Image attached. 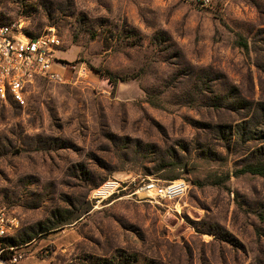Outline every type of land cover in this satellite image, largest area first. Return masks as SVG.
<instances>
[{
  "label": "rangeland",
  "instance_id": "rangeland-1",
  "mask_svg": "<svg viewBox=\"0 0 264 264\" xmlns=\"http://www.w3.org/2000/svg\"><path fill=\"white\" fill-rule=\"evenodd\" d=\"M0 24L62 41L56 78L0 96V260L264 264V176L235 173L264 152V0H0Z\"/></svg>",
  "mask_w": 264,
  "mask_h": 264
},
{
  "label": "built area",
  "instance_id": "built-area-1",
  "mask_svg": "<svg viewBox=\"0 0 264 264\" xmlns=\"http://www.w3.org/2000/svg\"><path fill=\"white\" fill-rule=\"evenodd\" d=\"M62 46L60 37L51 28L37 36H30L16 24H0V96H9L19 104L24 103V95L29 84L38 78L54 79L58 76L53 51ZM175 182V181H174ZM174 182L159 185L153 181L144 182L139 190L154 199H168L180 195L183 185ZM120 183L108 180L94 190L96 199H103L118 189ZM14 226L12 221L0 215V236ZM21 254L15 253L0 264H17Z\"/></svg>",
  "mask_w": 264,
  "mask_h": 264
},
{
  "label": "trees",
  "instance_id": "trees-1",
  "mask_svg": "<svg viewBox=\"0 0 264 264\" xmlns=\"http://www.w3.org/2000/svg\"><path fill=\"white\" fill-rule=\"evenodd\" d=\"M25 33L30 35V36H37V35L29 34L26 31H25ZM107 78H110V77L107 76ZM235 173H238V174L250 173V174H257V175L264 176V152H260L259 151L258 154L254 153L253 158L250 161L245 162L244 164H242V166H240V168H238L235 171ZM54 212H60V210L56 209ZM78 217H79V215L77 213H72L69 217H67L66 219L62 220L60 222V225H63L65 223H67V220H69V219H76ZM47 221H48V219H46L44 222H38L35 225V227L29 228V230L31 232H33V229L38 227V231L42 232V231H46L47 229H50V228H53V227L56 226L55 225L56 223H52V224L43 226ZM30 239H31V236L29 234H24L23 236H21L18 239L13 238V237L4 238V239H2L3 246H1V247L3 248V247H6V246H14V245H17V244H22V243H25V242L29 241ZM3 258H6V256H4Z\"/></svg>",
  "mask_w": 264,
  "mask_h": 264
},
{
  "label": "bare ground",
  "instance_id": "bare-ground-1",
  "mask_svg": "<svg viewBox=\"0 0 264 264\" xmlns=\"http://www.w3.org/2000/svg\"><path fill=\"white\" fill-rule=\"evenodd\" d=\"M175 184L183 185L180 181H175Z\"/></svg>",
  "mask_w": 264,
  "mask_h": 264
}]
</instances>
